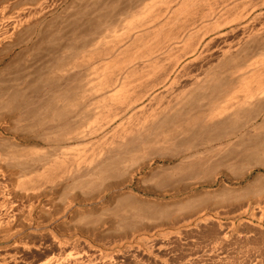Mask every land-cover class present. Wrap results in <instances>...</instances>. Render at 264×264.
<instances>
[{
  "label": "rangeland",
  "instance_id": "374dc122",
  "mask_svg": "<svg viewBox=\"0 0 264 264\" xmlns=\"http://www.w3.org/2000/svg\"><path fill=\"white\" fill-rule=\"evenodd\" d=\"M37 1H38V4H37ZM37 1L36 0H0V14H2L5 10L6 11L7 10H10V11L11 10H18V11H20L22 9H25V7L26 8L30 7V5L31 4L33 5L34 3H35L34 4L35 6L33 5L34 7H36L37 5L38 6L40 5V10H41V5H42V4H40L41 2L44 3L42 8L47 7V8H44L45 10L42 9V11H41V13L37 19L38 20L37 23H33L27 27H23L21 29V31L18 32V37L16 38L17 40H15L16 42L14 41L13 43H6L0 49V55L1 54H7L11 50L13 44H24L27 40L34 37V33L36 31H38L40 34L39 38H34V41L32 42V44H30L28 47H26V46L25 47H22V46L19 47L18 49L15 50V52L11 56L6 58V60L0 64V84H2L3 81L14 80V79L17 80L18 78L21 79L23 77L24 79H26V78L28 79V85L27 86L30 87V89L27 87L29 89V92H28V89L27 90L25 89L26 91L24 90L25 94L28 93L27 94L28 96L25 95L24 96L25 98L21 97L22 99L25 100V101L22 100L24 104L21 101H19V100H21L20 98H18V100L16 101V102L19 101L20 103L19 102L18 103H16V102L12 103V101H10V102L8 101V100H10L9 97L4 98L5 96H3L1 98V95H0L1 100L4 99L3 101L0 100V162L1 161L3 162L2 164L0 163V165L4 166V168H3V166L0 167L1 168L0 169L1 170L0 171V173H1L0 174V176H1L0 177V181H1L0 182V194L2 192V195L5 196V197L0 196V200L3 202H6V207L4 209L2 208L3 210L0 209V256H5V255L9 254V256L11 257L12 255H14V256H12V258L14 259V261L16 260V262L19 264H48V263L50 264V262H52L53 264H56V261H57V264L58 263L59 264H68L69 261L71 264H82V263L83 264H104L106 261L107 262L105 264H136V263L137 264H220L217 262L218 261L217 258H219V257H222V256L225 257L226 255L228 257H230L232 255H234V256L240 255V257H242L241 261L243 263L240 262L238 264H264V233L262 232V231H264V229H258V223L256 220L250 219V217H249L250 213L244 214V211L246 210V207L248 205L247 202L252 203V201H255V198H257V196L260 194L259 192L264 189V170L261 171V169H253L254 165H256L257 163H264V153H262V155H260V156L254 157L252 159L245 160V159L241 158L239 155V151L241 150L242 145L240 146V144H238L239 146H237V142H235L232 145H225V146L220 147V148H215V149L209 151L210 153L214 152L213 153L214 155H211L210 153L204 154L205 156H203V159L205 157L207 159L205 158V160H204V162H206V163L204 164V168L202 171L195 174L194 176H191L192 178L189 177L188 179H186L184 181H180L177 178L178 175L177 176L175 175L178 173V170H179V169H177L178 168L177 164L165 163V162L160 161L159 158H157V160H156L155 155L157 152H158L157 157L160 155L159 150L147 148L148 151L151 149L150 150L151 153H148L147 150L144 151V153H142L143 151L140 150V153L138 154V151H137L136 153L138 154V156L135 153V155L137 157L133 154L135 156L136 160L133 159L134 156H131V158L133 160H130L131 158L129 157L130 159H128L129 160L128 163L130 161L131 162L129 164L125 163V165L123 164V169L121 166V168H119V170H117V169H115V171L113 170L112 173L109 174V176L107 173L106 174L107 176H104L105 179L100 178V179H95L96 181L93 180V182L95 181L93 183L94 186H91L92 184L91 185L89 184L90 185V188H89V185L88 186L85 185L86 187H88L87 190L85 189L86 187L84 185H83L84 187L79 185V184L76 186L75 183H72L73 182L72 180H67L66 179L67 175L65 178V174H63L62 172L60 175V171L59 172L54 171V169L52 168L54 166L50 167V170H49V167H46V165H44V163L49 165L52 161H55V159H57L58 157H62V154L64 153L63 150H65V153H66L67 150L70 151L69 149L72 150L75 148H79V149L82 147L85 148L84 145H79L78 143L75 142L76 141L75 137H71L73 135L76 136L74 129H71V128L68 129L70 126L69 127L67 126L68 127L67 128L66 125H63V127H65V129L67 128L68 130H64L62 125H59L58 127H56L57 124L54 123L53 121L55 120V122H57V121H59L58 120L59 118H60V120H62V118L67 119L68 116L70 115V113L74 110H76V111H74L76 114L77 113L79 114V112L83 113L85 111V109L87 108V107L84 108L85 104L87 103V105L93 106V104L90 102L94 101V99H95L96 105L94 104L95 105L94 109L96 108L95 109L96 111L94 110L95 111L94 112L92 109H90V106H89V108H87V109L88 110L90 109L91 113L90 112L88 113L86 111L85 114L83 115L84 117H86V119H88V118L90 120H91V118L93 119L94 117L92 115H94L96 112L101 111L100 108L105 104V103H102V106H100L101 104L99 103L100 107L97 106L98 102H100V101H98V100H100V96H99L100 93H98L99 94L98 95L96 92L101 91V89H99V87H97L98 85H100V82H101V79H99V78L100 77L102 78V75L104 77L106 72H108V74L109 73L114 74L116 72L115 74H117V72L120 71L121 68L126 67V64L130 65V62L135 60L137 56H138L137 58L143 56L141 53H142V51H144V48H146L148 46L147 44L154 43V40L156 41L157 37L161 38V35L159 33L158 34L160 35V37H159V35H157V31H158L157 28L155 30H152L151 28H149L148 32L143 36V40L140 39V41H139L136 39V41H135L134 38H136V36H135V34H132L135 32L133 29L140 26V24H136V23H134V24H125V23L117 24L118 27H117V25L112 26V28L110 27V30H113L112 32L109 29H108L109 31H107V29H106V31H102L105 29L101 26L100 21L97 20L98 22H97V24H95L96 18L93 19L94 25H92L93 24L92 21H91L92 24H90V20H92L93 15L94 14L96 15V13L98 12L97 8L95 7L96 0H90V1L88 0V2H86L87 0H53V1L52 0H47V1L46 0H37ZM48 1H49V3H48ZM200 1L201 0H197L195 2L196 4L192 6V10L194 12L193 14H194V16L196 14L197 17L201 16L199 9H202V8H198V7H200V5L202 7V4L207 2V1L203 0L201 3H199ZM218 1H220V0H218ZM228 1H231V2L227 3V1H225L226 5H228V4L232 5L234 3H243L247 0H237V1L236 0H228ZM93 2H95V4H93ZM223 3H224V1H223ZM194 6H196L197 8ZM86 9H89V10H86ZM196 9H198V10H196ZM83 10H84V12H83ZM187 10L189 12L185 11V14H186V12H188V13L192 12V11H190L191 7ZM197 11L199 12V14H197ZM201 11H203V10H201ZM83 13H84V15H80ZM259 13H261V17H259L257 19V22L255 23L257 28L260 25L262 26V24L264 25V6ZM89 15H90V20L88 19ZM188 15H186V17L188 16L187 18L189 19L191 14H188ZM80 16L83 18H81ZM192 16L193 15H191V17ZM184 17H185V15H184ZM197 17H195V18L192 17V18L196 19ZM192 18H190L189 21H187V22L192 21ZM258 21H260V22H258ZM99 23H100V26L98 28ZM96 27H97L98 31H99V29L102 31L101 33L99 31V33L103 36H101L99 33H97L95 35L93 34V32L97 31V29H95ZM163 27H165V26H163ZM163 27L161 26V30L164 29ZM198 27H199V29H198ZM129 28H131V29H129ZM168 28L169 27H165L166 30H168ZM189 28H190L189 29L190 31H195L194 33L191 32V34H193V37H191V35H189L190 31L188 30V28H187L188 31L187 30L184 31L186 33V35L183 31L181 32V34H182L183 38H184V36H185V38L187 36V38L189 40L192 38L190 42H191V44H193V46H195L200 41V40H198V38L203 36L202 34H205V32H203L204 29L201 28L200 24L196 25V27H193V28L189 27ZM196 28L198 30H195ZM200 28L202 31L200 30ZM158 29H160V28L158 27ZM165 29H164V31H166ZM131 30H133V31H131ZM228 30H230V29H228ZM228 30H226L227 31V32L225 31L226 34L224 33V35H223L226 37L222 36V39H219V40L217 39V41L214 40L209 45L210 46L209 47L210 48L209 54L211 56L209 55L208 59L211 63H212V61L215 62L221 58L220 56H222V51L225 50V48L227 47V44L229 42L236 43V42H238L237 39L242 38L241 37L242 32L239 31V32H237L238 34L237 33L231 34V32ZM116 31H118V32H116ZM199 31H201L202 33L201 32L198 33ZM108 32H109V34H108ZM90 33H91V35H90ZM85 35H87V36L90 35V37L89 36L87 37ZM125 35H127V36H125ZM153 35H157V37H155V39H154ZM82 37H83V39H82ZM146 37L148 40L146 39ZM148 37H151V38H148ZM235 37H237V38L235 39ZM88 38H91V40ZM144 38L146 39V41L144 40ZM193 39L195 42L193 41ZM199 39H201V38H199ZM210 39L208 38V40L205 44L211 42L212 40H210ZM122 40H124L125 42ZM178 40L176 42H179ZM84 41H87L88 43L84 42ZM132 41L134 44L132 43ZM196 41H198V42H196ZM135 42L140 43V44L136 43L137 44L136 45ZM143 42H144V45L146 44L147 46H143V44H142ZM147 42H149V43H147ZM180 42L182 43V41H180ZM173 43H174V41H173ZM212 44L214 47L212 46ZM73 45H74L75 49L77 47L76 51L79 48H82L81 49L82 51L79 49L80 55L79 54L74 55V53H75V52L73 53L74 49L71 47ZM79 45L82 47H80ZM83 46H84V48H83ZM181 46H182V44H180V46L178 45V49ZM193 46L192 45L190 46V50H189V48H186V51H185V50H183L185 47L183 44L182 50H181V48L179 50L177 49L176 50L177 52L174 50L172 57L169 60H167L168 63H166V61H164L165 63L163 62L164 65L169 64V66L167 65L169 68L167 67V69H166L165 68L166 66H164V67L162 66L163 70L166 69L169 72V70L172 69V67L175 65V63L179 59V56L181 55L180 56V58H181L184 55L183 51L189 52V51H191V48ZM205 46L203 47V49L201 48L202 50L200 49V51L203 52L205 50ZM70 47L73 49L72 52L70 51V53H72L71 55H73V57L70 56V57H72V59L71 58L69 59L72 62H69V60L66 61V62H68L67 66H69L68 68H66L67 71H69V72H67L65 70V67L63 68L60 66L61 69L60 68L58 69L57 63H59L58 61H60L63 58V55L66 56L67 53L69 55V51L67 48L71 49ZM186 47H187V45H186ZM130 48L132 49L131 51L129 50ZM66 49L68 52L65 51ZM141 49H143V50H141ZM109 52L111 54L112 53L113 54L110 55ZM202 52L198 53L199 56L201 55ZM81 53H83V54H81ZM116 53L117 54L119 53V54L117 55ZM120 54L122 57H120ZM198 54L196 56L197 59L194 57L190 58L187 61H184L185 63L183 62L182 65H180L178 71L172 75V77H171L172 79L169 80L168 85H171L173 83V81L180 74H181V76L183 75L186 77L181 80V82H180L181 84L176 85V90L183 88V86L186 87L192 83L193 78L196 76L195 74L196 73L199 74V70L200 69L202 70V67H204V69H205L209 65L208 60H207L208 63L206 61H203V60L199 61L198 60ZM68 55H67V57H68ZM114 55H115V57H113ZM139 55H141V56H139ZM89 56H91V58H93V59L89 60V59H91ZM132 56H133V58H132ZM218 56L220 58H218ZM86 57H87V59L88 58L89 59L87 60ZM104 57H106V58H104ZM209 57H211V58H209ZM212 57H213V59H212ZM83 58L86 61H88L87 62L88 64H86V61L83 62L84 60L80 61V59H83ZM211 59H212V61H211ZM76 60H79V61H77L78 65H77V62H74ZM103 60L105 61V64L106 63L111 64V65H108V67L110 66V68L105 67ZM109 60H111L112 62ZM120 61H121V63H120ZM80 62H82V63H80ZM89 62H91L92 64L91 63L89 64ZM136 62L139 63V62H141V60L140 61L137 60ZM71 63L72 64L74 63V65L76 63L77 66H79V63H80L82 65V68H83L84 64H86L87 66L84 65V67L86 69L85 68H83V69L79 68L78 69L77 66L73 67V65ZM69 64L72 65L71 66L72 68L70 67ZM94 64H95V66H94ZM201 64H202V66H201ZM138 66H139V64H138ZM62 68H63V71H62ZM105 68L106 69L108 68V69L106 70ZM70 69H71V72H70ZM72 69H74V70H72ZM87 69H89V70H87ZM94 69L98 72H96ZM139 69H137V72L134 73L135 75L132 74L133 77L131 75H130L131 77L129 76V78H128L129 80H127L128 86H130L131 83H132V85L130 87H134L137 82H138L137 84H139V81L137 79H139L142 76V72H143V69L141 70V67H139ZM60 70H61V72H60ZM161 70H160V72H161ZM167 71H165V72L163 71L164 74L165 73L167 74ZM65 72H67L69 75H72V76L75 74V77L70 76V77H72L73 80H70V82L68 83V86L66 85V87L64 86V84L62 87V84H61V85H58V87H56L57 89L56 88L51 89L52 87L50 85H48L47 82H49L53 79L57 80L58 78L62 77ZM93 72H94V75H93ZM163 72H162V74H159V76H157V77L160 78L162 76L161 78H163ZM67 73H65L64 75H67ZM83 73H85V74H83ZM97 73L99 76L97 75ZM183 73H185V75ZM89 74L91 76H89ZM140 74H141V76L139 77L138 75H140ZM86 75H88V76H86ZM193 75H194V77H193ZM134 76H135V78H134ZM188 76H189V79H188ZM41 77H43V80ZM173 77H174V79H173ZM133 78L135 79V81ZM37 79H39L40 83L37 81ZM81 79H82V81H81ZM96 79H97V81H96ZM152 79L153 80L156 79V81H153V83L154 82L158 83L157 81H160V79L157 80L158 78H156V77H155V79L154 78H152ZM93 80L95 82H93ZM136 80H137V82H136ZM77 81H79V82H77ZM140 81L142 82V80H140ZM147 81L145 80V82H147ZM150 81H152L151 79L148 82L152 83ZM82 82H83V85H85V86L82 85ZM134 82H136V83H134ZM76 83H79V84L77 85ZM90 83H91V85H90ZM149 83H145V85H144L145 87L148 86L147 90H149L150 85H152ZM43 84L45 85V87ZM34 85L35 86L37 85L36 86L37 88ZM75 85L77 87L79 85L82 87L79 86L78 88H76ZM31 86L34 87L33 90H31L32 89ZM90 86L93 87L94 89L91 88ZM95 86L97 87V89H99L98 91L96 90ZM144 86H143L142 90L145 89ZM152 86H151L152 97L153 98L159 97V99H160V97L163 96V93H164L163 88L164 87H162L161 85L160 86L157 85V87L156 88L154 87L155 88L154 89ZM25 87L26 86H24V87L22 86L21 89H23ZM38 87L39 88L41 87V88L39 89ZM61 87H62V89H61L62 91L60 90ZM86 87H87V90L85 89ZM66 88H67V91H66ZM73 89H75V90H73ZM88 89H90V91ZM126 89H128V88H126ZM84 90H85V92H82ZM95 90H96V92H95ZM30 91L32 93L35 92L32 95V97L35 98V101L37 100L36 102L32 101V100H34V98L30 97V94H31ZM38 91H40V92H38ZM43 91H44V93L46 91H48L49 93L46 92V94H44L45 95L44 96ZM77 91H78V93H77ZM0 92H1V90H0ZM50 92H52V93H50ZM36 93L41 96V99L38 98V95ZM87 93H89V94H87ZM92 93L93 94L96 93V94L92 95ZM52 94L54 97L52 96ZM76 94H77V96H76ZM81 94H83V97ZM57 95L59 97H63V96L64 97L59 98V97H57ZM79 95H81V96H79ZM35 96H37V97H35ZM91 96H92V98H91ZM94 96H96V97L99 96V97L96 98ZM50 97L53 98V101ZM55 97L57 99H55ZM66 97L70 98L71 100L66 98ZM77 97H78V100H77ZM84 97H89V98H87V100H86V98L84 99ZM30 98H32V99H30ZM27 99L31 100L32 102L28 101ZM48 99H50V100H48ZM63 99H64V101L68 99V101H66V103H64V101H62ZM148 99H150V101ZM148 99H145V101H144L145 103H147L146 105L144 104V102H142V104H141V108H143L142 114L145 113V115H146V113H147L148 116L146 115V117H145L143 115V117H141L142 116V114H141V116H139L142 118V119L140 118V121L141 120H143V121L150 120L151 117H150L149 113L152 111L150 109H154L156 107V105L154 106V104H152V106H153V108H152L150 105L152 98L150 97ZM26 100H27V102H26ZM81 100H84V101L86 100V101L82 102ZM89 100H91V101H89ZM39 101H40V103H37ZM59 101H61V103H59ZM109 101H107L106 104H108ZM111 101L114 102L115 100L114 101L111 100ZM33 102L36 104H34ZM53 102H56V104L57 103L58 104L56 105ZM75 102H78V103H75ZM79 102L81 105H76V104H79ZM115 102H117V101H115ZM25 103H27V104L25 105ZM63 103H64V105H63ZM67 103H69V105L71 104V106L73 105L74 107L73 106H72L73 108L71 106L69 107V105ZM120 103L122 105V102H120ZM120 103L119 104L116 103V105L118 107H120L121 106ZM20 104H21V106H20ZM41 104H43L44 106ZM45 104H47V106ZM143 104H144V107H142ZM155 104H157V101L155 102ZM48 105L51 108H49ZM67 105L69 108L67 107ZM8 106H11V107L7 108ZM12 106L16 107V108L25 107L26 110L29 108V110H27V115H25L24 117L25 118H26V116H27V118L30 117L29 118L30 120L27 118L26 119L23 118V120H22V117L17 118V117H14L13 115L11 116V113L13 112L12 111L13 109H11V108H13ZM40 106H42V107H40ZM52 106L54 109L52 108ZM78 106H80V107H78ZM147 106L149 107V109L147 108ZM121 107H125V104H124V106H121ZM60 108H61V110H60ZM74 108H77V109H74ZM81 108L83 111L81 110ZM32 109L35 111L36 110L40 111V112H37L38 114H36L35 111H33ZM66 109L67 110L71 109V112L68 111L66 113V111H65ZM72 109H74V110H72ZM79 109H80V111H79ZM57 110H58V112H57ZM10 111H12V112H10ZM92 111L94 113H92ZM148 111H150V112H148ZM30 112H31V115L30 114L28 115V113H30ZM45 112L46 113L49 112V113L46 114ZM41 113H45V114H42L44 116V118H43V116H41ZM68 113H69V115H68ZM75 113L72 112L71 115H74ZM86 114L89 115V117L85 116ZM105 114L104 115L99 114V115H102L104 118H99L100 117L99 116L97 119L98 123H96L97 121L93 119V124H94V121H95V124L94 125L92 124L93 126H91V124H88V128H90L89 130H91V128H93V130L98 129L97 124L99 126L101 123H104V124L100 125V127H101L102 125L106 124V121H109V120L111 121V118H109V117H108L109 119L106 118L107 113H105ZM37 115L39 117L40 116L41 117L39 118V117H37ZM47 116H50L53 119V121L50 117L48 118ZM31 117H32V119L34 117L35 118L37 117V119L34 118L32 120ZM139 117L137 118L138 120H139ZM15 118H17V119H15ZM45 118L47 120H45ZM82 118L83 117L81 116L80 120H82ZM18 119H19V121H18ZM42 119H44L48 123H49V120H51L50 121L51 123L47 124V122H44V120H42ZM36 120L39 123H37ZM133 120L134 119H132L131 121L132 122H134V121L138 122V120H136V118L134 121ZM40 121L42 124L45 123V125L43 124V126H45V127H41L42 129L40 128V125H41ZM143 121H142V123H143ZM111 122L112 123L110 124V126L108 128H106L107 131H105V134H107L106 132L110 131V133L108 132V136H110V137L115 130H116L115 131L116 133H114L113 135L116 134L117 136H119L121 132L123 133L125 130H127V129H125V126L126 127L130 126L129 124L132 123V122L129 123V121L128 122L125 121V123L123 124L124 126L121 127L122 126L121 121L113 120ZM120 122H121V124H120ZM135 123L136 122H134V124ZM138 124H139V122H138ZM50 125L51 126L53 125V126L51 127ZM132 125L133 124H131L130 127H133ZM47 126H50V127L47 128ZM53 128L55 129L56 132L53 131L54 130ZM118 128H120L121 130H123V128H124L125 130L121 131V130H118ZM133 128H135V126ZM35 129L38 131H36ZM50 129L52 130V132H50L51 131ZM33 130H34V132H33ZM42 130L44 131V134H48V136L50 135L49 138L47 135L42 134L43 133ZM46 130L50 133H45ZM70 130L73 132H71ZM57 131H58V133H60L61 136L57 133ZM118 131L120 133H118ZM51 133H56V134L53 135ZM65 134H67V135L71 134V136L69 135L67 138H65L67 135L62 136ZM57 135H58V137H56ZM116 135L113 136L112 138L117 137ZM39 136L42 138H40ZM44 136H47V137L43 138ZM59 136H60V138H59ZM50 137H51V139H50ZM110 137H108V139H112ZM56 138H58V139L54 142L53 140ZM72 138L74 140H72ZM117 138H119V137H117ZM43 139L45 141L46 140L47 141L45 142ZM63 139H66L65 141H67V142H65ZM59 140H60V142L57 143ZM68 140H70V142ZM72 145H73V147H71ZM64 146H70V147L64 148ZM89 146L90 145H87L88 148H89ZM228 146H229V148H228ZM55 147H59V149L60 148L61 149L59 150L58 148L56 149ZM57 150L58 151L62 150V154L57 153ZM152 151H154V152H152ZM217 151H219V152H217ZM71 152L72 151H70V153ZM145 153H148L147 156ZM66 154L69 155L68 152ZM57 155H59V156L57 157ZM139 155H140V157H139ZM149 155H151V157H148ZM47 156H50V157L48 158ZM63 156H65V155L63 154ZM143 156H144V158H143ZM55 157H57V158H55ZM66 157L70 158L71 154L69 156H65V158ZM4 158L7 159V160H5L6 163H4ZM153 158H155V160ZM58 159H60V158H58ZM137 159L138 160L140 159V161L137 162ZM141 159H143V160H141ZM45 160H47V161L44 162ZM60 160H62V158ZM148 160H150V161H148ZM135 162H137L138 164H136ZM144 162H150L151 165L145 167V169L143 171H140L141 172L140 173L138 171L140 168L139 166H140V164L142 166V163L145 164ZM35 164H36V166H34ZM41 164H42V166H41ZM126 164H128V165H126ZM19 165L21 167H19ZM126 166H127V168H125ZM13 167L15 170L13 169ZM124 168H125V170H124ZM137 168H138V170H137ZM2 169H4V171H2ZM5 169L7 172L5 171ZM11 169L13 170V172ZM43 169H45V170H43ZM120 170H121V172H120ZM134 170H135V172L137 171L136 172L137 174H135ZM3 172H5V173H3ZM28 172H32V174L28 173ZM113 172H115V173H113ZM173 173H175V174H173ZM2 175H3V177H2ZM4 175H5V177H4ZM61 179H62V181L64 180L63 183H62ZM59 180L61 181L62 184H60ZM65 181H67V182H65ZM97 181H99V182L97 183ZM53 182L55 184H58V186L53 184ZM67 184L71 185V186H68ZM95 185H97L98 187ZM26 186H28V187H26ZM37 187H39L40 189L39 188L37 189ZM91 187H93V188H91ZM4 189H6V191ZM27 189L28 190L31 189L30 191H32V192L30 193ZM35 189L37 191L34 192ZM70 189H72V191ZM83 190H84V192H83ZM104 190H106V191H104ZM66 192H68L69 195L70 194L71 195L69 196L68 193H66ZM81 192H82V194H81ZM5 193H7V194H5ZM37 193H38V195H37ZM40 193H41V195H40ZM73 193H74V196L72 197ZM15 194H17L16 198H15ZM28 194H31V195H28ZM20 196H21V198H20ZM39 196H41V197H39ZM73 198H75L74 201H73ZM6 199L7 200L10 199V200L7 201ZM10 202H11V204H10ZM47 203H49V204H47ZM0 204H1V202H0ZM9 204L11 205V207L9 206ZM12 206H14L15 208ZM30 207L31 208L33 207V208L31 209ZM66 207H68V209ZM30 209H31V211H30ZM29 212L30 213L32 212V215H30ZM201 213L205 214L207 217H209L211 219V222H213V223H208L206 225L207 227L203 226L204 228L203 227L198 228L201 231L196 229L197 231L193 230L191 232L189 231L190 233L187 232L188 227H186V226L188 225V221L191 218H193L194 215L196 216V214H201ZM242 220L246 221V223H245V226L241 225L242 226L241 227L239 225L240 224L239 222ZM185 223H186V225H185ZM220 224H221V226L224 227V229H227V228L231 229L230 227H232V229H239V233H240L239 235L241 237V239H240L241 241L239 239L236 241L228 240L227 245L225 244L226 247L225 246H222L221 248L215 247L216 246L215 243H217V241H220L219 238L220 237L223 238L220 235L219 230H218L219 229L218 227L220 226ZM173 228H174V230H176L178 232H182V234H183V235L181 234L179 237H177L178 240L174 237H173L174 238L173 239L172 236L169 237L170 232L174 231ZM180 230H182V231H180ZM240 231H242V232H240ZM161 235H166V236H161ZM53 237H54V241L56 240L57 242L58 241L59 242L58 243L56 241L54 242L52 240ZM166 237H168V238H166ZM135 239H136V241H135ZM172 239L175 241H173ZM142 240H143V242H142ZM150 240H151V242H150ZM215 240H217V241H215ZM68 241L69 242L71 241V242L69 243ZM73 241H75V242H73ZM128 241H130V242H128ZM137 242H138V245L140 246L138 251L137 250L128 251L125 249L127 246L138 247V245H135ZM139 242H141V243H139ZM162 242H163V244H162ZM15 243H16L17 247L14 245ZM103 243H104V245H103ZM28 244H29V246H28ZM39 244H40V246H38ZM90 244H91V246H90ZM96 245H97V247L99 246L98 248H102L104 253H107V254L109 253L108 256H110L111 253H113L115 255L112 254L109 257L110 259L108 258V260H107V258L104 259L105 262L103 263L102 261H104V260H102L98 256L99 254L97 255V254L93 253V250L91 248L92 246H96ZM117 246H119L120 248ZM123 246H124V248H123ZM158 246H160V247H158ZM19 247H20V249H19ZM28 247H30V249ZM50 247H51V249H50ZM210 247H211V250H210ZM14 248L16 251L13 250ZM109 248H110V250H109ZM149 249H151V250H149ZM5 250H6V252H5ZM18 250H19V252H17ZM116 250H117V252H116ZM1 251L3 253L5 252V253L3 254ZM67 251H69V252H67ZM72 251H74V252H72ZM121 251H125L123 256L118 255L119 252L121 253ZM64 252H66V253H64ZM258 252H259V254H258ZM71 255H72V258H71ZM260 256H262L263 259L259 258ZM63 257H64V259H63ZM76 257H77V259H76ZM96 258H98V259H96ZM256 258H257V260L259 259L258 260L259 262L256 260ZM78 260H79V262H78ZM80 261H82V262H80ZM109 261H110V263H109ZM235 264H237V261Z\"/></svg>",
  "mask_w": 264,
  "mask_h": 264
},
{
  "label": "bare ground",
  "instance_id": "6f19581e",
  "mask_svg": "<svg viewBox=\"0 0 264 264\" xmlns=\"http://www.w3.org/2000/svg\"><path fill=\"white\" fill-rule=\"evenodd\" d=\"M196 1L197 0H96L95 7L97 8L98 12L97 13L95 12L96 15L95 14L93 15L91 13L93 15V17L91 16L92 17V20H90V15H89V18L88 19L90 20V24H92L94 22L93 19L96 18V20H95L96 23L95 24H97V22L100 21L101 22V26L105 29V30H102V31H106V29H107V31H109L110 30V27L112 28V26H114V25L116 26L117 24H122V23H125V24H134V23H136V24H140V26L137 27V28H135V29H133L135 31L134 33L131 32L132 34H135V36H136V38H134L135 41H136V39L139 40V41H140V39L143 40V36L148 32V29L149 28H151L152 30H155L157 28V30H158V31L156 30L157 31V35L160 34L162 39L161 38H158L157 35H153L154 36V39H155V37H157L159 40L156 38V41L154 40V43L147 44L148 45L147 46L146 44L144 45V42L146 41L147 37H146V39L144 38L145 41L142 44H143V46H147V47L144 48V51H142V53H141L143 56L139 55L141 57L137 58L138 57L137 56L135 60H133V61L130 60L131 61L130 62V65L129 64L128 65L126 64V67H124L125 69L124 68H121L120 71L117 72V74H115L116 72L114 73L115 75L114 74H110V73L108 74V72H106V74L104 75V77L102 75V78L101 77L99 78V79H101V82H100V85H98L97 87H99V89H101V91L96 92V90L98 91L99 89H97V87L95 86V88H96L95 92L97 94L100 93V95L98 94L100 96V100H98V101H100V102H98L97 106L100 107V106H102V103H105V104L100 108L101 111L96 112L94 115H92L94 117L93 119L97 121L96 123H98V120H97L98 117L100 116L99 118H104L102 115H104L105 113H107V117L105 116L106 118H108V117L111 118V121H113V120L121 121L122 122V126L121 127H123L124 126L123 124L125 123V121H127V122L129 121V123H130V122H132L131 121L132 119L135 120V118H136V120H138L137 118L139 116H141V114L143 112V110H142L143 108H141V104H142V102L145 101V99H148V98L151 97L152 99H151L150 105H151L152 108H153L152 104H154V106L156 105V107L154 109H150V110H152L151 112L148 111V112H150L149 113V115L151 117L150 120H148V121L141 120L140 121V118L143 117V115L145 117L147 115V113H146V115H145V113L142 114V116L139 117V120H138L139 124H138L137 121H134L133 120L134 122L137 123V124L135 123L137 126L134 124V122H132V123L129 124L130 126H131V124H133L132 126L133 127L135 126V128L130 127V126H127L128 127L127 128L125 126V129H127V130H125L123 128V130H125L123 133L122 132L120 133L118 131V133H120V135L118 134L119 136H117L115 134L119 138H117V137L112 138L113 136H115L113 134L116 133L115 132L116 130L113 132L112 135L110 134L111 137L108 136V132L110 133V131L106 132L107 134H105V131H107L106 128H108L110 126V124L112 123L110 120H109L110 122L109 121H106V124L105 125H102L101 127H100V125L101 124H104V123H101L99 126L97 124L98 129H94L93 130V128H91V130H89L90 128H88V124H91V126H93L95 124V121H94V124H93V119L92 118H91V120L88 118L89 119L88 120L83 115L85 114L86 111L88 113L89 112L91 113V110L90 109H92L93 111L96 109V108L94 109V107L96 105L95 99H94V101L89 100V101H91L90 103H92L93 106L92 105H87V103L85 104L84 108L85 107L89 108V106H90V109L88 110L86 108L87 110L85 109V111L83 113H80L79 112L80 109L78 111L79 114L78 113L76 114L74 112V111H76L74 109H77L80 106H78L77 108L72 109V110H74V111H72L73 113H75L74 115H71V113H72L71 112V109H69V110L66 109L65 110L66 113L68 111L71 112L70 113L71 116L68 113V115L70 117L68 116L67 119H63L62 118V120H60V118H59L58 119L59 121L56 120L57 122H55V120L53 121V119L50 116H47L48 118L50 117L54 123L57 124L56 127H58L59 125H62V127H63V125H66V127L67 126L68 127L70 126L69 128L67 127L68 129H70V128L71 129H74L75 130L74 132L76 133V136L73 135L74 133L72 134L73 136H71V134H69V135L71 137H75V139H76L75 142L76 143H78L79 145H84V147H85V148H83V147L80 148L81 150L79 148H75V149H72V150L69 149L70 151H72L71 153H70V151H68L66 149L67 150L66 153L68 152L69 155L71 154V157L70 158L69 157L68 158L67 157L65 158V156H69V155H67L65 153V150H63L64 151L63 154L65 156H63V154H62V150L61 151H58L57 150V153H59V154L61 153L62 154V157H58L59 155H57V157L60 158V159L62 158V160H60L57 157H55L58 160L55 159V161H52L51 163L49 162L50 163L49 165H47V164L44 163V165H46V167H49V170H50V167L54 166V167H52L54 169V171H58V172L60 171V175H61V172H62L63 174H65V178H66V175H67V178L66 179L67 180H72L73 181L72 183H75L76 186L78 184L81 185V186H83V185L84 186L85 185L88 186L89 184L90 185L92 184L91 186H94L93 183L96 181L95 179L104 178V176H107L106 175L107 173H108V176H109V174L112 173L113 170L114 171H115V169L119 170V168H121V166H122V169H123V164L125 165V163H128V161H129L128 159H130L131 156H134L137 151H138V154L140 153V150L143 151L142 153H144V151H146V150H147L148 153H151V151H150L151 149L149 150L150 151L149 152L147 148H152V149L159 150V154L160 155L158 157H157L158 152L157 151H156L157 153L155 152L156 153V155H155L156 157L155 156L154 157L156 158V160H157V158H159V160L162 161V162L169 163V164H172V163L177 164L178 168L177 167L176 168L179 169L178 170V173L175 174L176 173L175 172L173 174H175L176 176L178 175V177H177L178 180L184 181V180L188 179L189 177L194 176L195 174H197V173H199L200 171L203 170L204 164L206 163V162H204V160H205L206 157L203 159V156H205L204 154H206V153L209 154L210 153L209 151H211V150H213L215 148H220V147H223L225 145H232L235 142H237V146H239L238 144H240V146L242 145L241 146V150L239 151V155H240L241 158H243L245 160L252 159V158L257 157V156H260V155H262V153H264L263 152L264 151V25L262 24V26L260 25L258 28L255 25V23L257 22V19L259 17H261V13H259V12L262 10V8L264 6V0H247V1L243 2V3H234L232 5L231 4L230 5L229 4L226 5V2L225 1H227V3L231 2V1H228V0H222V1L220 0L221 2L218 1V0H205L207 2L204 1L205 3L202 4V7H201V5H200V7H198V8H202V9H199L201 16H198V17L196 16V14L194 16V14H193L194 12L192 10V6L196 4L195 3ZM202 1L203 0H201L199 3H201ZM223 1H224V3H223ZM86 2H88V0ZM48 3H49V1H48ZM37 4H38V1H37ZM40 4H42L41 5V10H40V5L39 6L37 5L36 7H34L35 5L33 6L31 4L32 6L30 5V7H28V8L25 7V9H22L20 11H18V10H11V11L10 10H7L6 11L5 10L2 14H0V49L4 46V44H6V43H13L15 40H17L16 38L18 37V32L21 31V29L23 27H27L30 24H33V23H37L38 22L37 19H38L39 15H40L42 9L47 8V7L42 8L44 3L41 2ZM93 4H95V2H93ZM190 7H191V10L190 11H192V12L188 13L189 11L187 9H189ZM194 7H196V6H194ZM86 10H89V9H86ZM196 10H198V9H196ZM201 10H203V11H201ZM185 11H188V12H186V14H185ZM83 12H84V10H83ZM187 13L193 15L192 17H194V18L197 17V18L196 19H193L191 17V15H190L189 19L192 18V21L187 22V21H189V19L187 18L189 15ZM197 14H199L198 11H197ZM80 15H84V13L83 14H80ZM184 15H185V17H184ZM186 15H188V16L186 17ZM81 18H83V17H81ZM91 21H92V23H91ZM258 22H260V21H258ZM198 23L200 24L201 28L204 29L203 32H205V34H202L203 36L199 37L201 39L198 38V40H200V41L199 42L196 41L198 43L197 44L195 43L196 45L193 46V44H191V42H190L192 38L190 40L187 38V36H186V38H185V36L183 38L181 32L182 31L184 32L185 30H187V28L189 30L190 29L189 27H191V28L196 27V25H199ZM92 25H94V23ZM99 26H100V23L98 25V28H99ZM161 26L162 27L165 26V27H169V28H168V30H166L165 27H163L166 31H164V29H162L163 30L162 31L161 30ZM117 27H118V25H117ZM158 27L160 29H158ZM131 28H129V29H131ZM201 28H200V30H201ZM95 29H97V27ZM198 29H199V27H198ZM198 29L196 28L195 30H198ZM228 29H230V30H228ZM133 30H131V31H133ZM226 30L230 31L231 34H234V33H237V32L240 31V32H242V36H241L242 38L241 39L239 38L240 40L237 39L238 42H236V43L229 42L227 44V47L225 48V50L224 51L221 50L222 51V56H220L221 58L218 56V58H220V59L217 60V61H215V62H213L212 61L213 57H212V59H211L212 63H211L209 61V59H208V56L210 55L209 54V52H210V50H209L210 49L209 48L210 46L209 45L214 40L217 41V39L218 40L219 39H222V36L224 35V33H225ZM99 31H100V33L102 32L100 29H99ZM99 31L97 29V31L93 32V34L95 35V34L99 33ZM110 31L112 32L113 30H110ZM201 31H199L198 33H200ZM116 32H118V31H116ZM191 32L194 33L195 31H190V34L189 35H191V37H193V34H191ZM108 34H109V32H108ZM90 35H91V33H90ZM90 35H88V36L90 37ZM127 35H125V36H127ZM160 35H159V37H160ZM185 35H186V33H185ZM39 36H40L39 32L36 31L34 33V37H32L29 40H27L24 44H13L11 50L7 54H1L0 55V64L3 63L6 60V58H8L9 56H11L15 52L16 49H18L21 46L22 47H25V46L28 47L34 41V38H39ZM85 36H87V35H85ZM101 36H103V35H101ZM223 37H226V36H223ZM91 38H88V39L91 40ZM148 38H151V37H148ZM208 38L209 39L211 38L210 40H212V41L211 42L208 41L209 43L205 44L207 42ZM236 38L237 37H235V39ZM82 39H83V37H82ZM177 40L179 42H176ZM122 41H124V40H122ZM133 41H132V43H133ZM173 41H174V43H173ZM180 41H182V43ZM193 41H194V39H193ZM84 42H87V41H84ZM136 43L137 42H135V44ZM147 43H149V42H147ZM137 44H140V43H137ZM180 44H182V46L184 44V46H185L184 49L181 46L180 47L181 50L183 49V50L186 51V48H189V50H190V46L191 45L193 46L192 47L193 49L191 48V51H189V52H184L183 51V54L184 55L182 54L183 56L181 58H180L181 55L179 56V59L177 60V62L175 63V65L168 72L166 69L169 66V64H167L168 66L167 65H164V63H165L164 61H166V63H168L167 60H169L172 57L173 51L174 50L176 51L178 49V45L180 46ZM186 45H187V47H186ZM204 46H205V50L203 52L200 51V49L201 48L203 49ZM212 46H213V44H212ZM71 47L74 49V51H73V49ZM71 47L70 48L72 50L69 49V48H67L68 51H69V55L67 53L68 57H67V55L66 56L63 55V58L60 61H58L59 62V63H57L58 64V67H57L58 69L59 68L61 69V67H63V68L65 67V70L67 71L66 68H68L69 66H67L68 65V62H66V61L69 60L70 58L72 59V57H73V55H71L72 53H70V51L71 52L73 51V53L75 52L74 55H77V54H79V49L80 50L82 49V48H79L78 47L79 49L76 51L77 47H76V49L74 48V45L71 46ZM80 47H82V46H80ZM83 48H84V46H83ZM67 49L65 50L66 52H68ZM129 50L131 51L132 49L130 48ZM141 50H143V49H141ZM199 52H202L200 56L198 54ZM81 54H83V53H81ZM112 54L110 53V55H112ZM197 54H198V60L199 61L203 60V61H206L207 63L209 61V63H208L209 65L207 64L208 66L207 67L205 66L206 67L205 69H204V67H202V70L200 69L201 71L198 69L199 70V74H197V73L195 74L194 73L196 76L194 77V75H193L194 78H193L192 83L190 85L186 86V87L183 86V88H181V89H179L177 87L179 90H176V85L181 84L180 83L181 80L186 77V76H183V75L181 76V74L180 75L177 74L178 77L173 81V83L171 82L172 83L171 85H168L169 80L172 79L171 78L172 75L175 74L178 71L180 65H182V63L184 61H187L190 58H193V57L196 58ZM70 56H72V57H70ZM87 57H86V59H87ZM89 57L91 58V56H89ZM113 57H115V55ZM120 57H122L121 54H120ZM104 58H106V57H104ZM132 58H133V56H132ZM209 58H211V57H209ZM92 59L93 58H91L89 60H92ZM81 60H84L83 62L86 61L84 58L83 59H80V61ZM137 60L138 61L141 60V62L137 63L136 62ZM77 61H79V60H76L74 62H77ZM109 61H111V60H109ZM69 62H72V61L69 60ZM87 62L88 61H86V64H88ZM91 62H89V64ZM103 62L105 64V61L104 60H103ZM80 63H82V62H80ZM80 63H79V66H77L78 65V62H77V65H76V63H75V65H74V63L73 64L71 63V64L73 65V67L74 66H77L78 69L79 68L81 69L82 68V65ZM120 63H121V61H120ZM71 64H69L70 67L72 66ZM86 64H84V65H86ZM138 64H139V66H138ZM84 65H83V68H85ZM108 65H111V64L106 63L105 64V67H108ZM94 66H95V64H94ZM162 66L163 67L166 66L165 67L166 69L164 68L165 70H163ZM201 66H202V64H201ZM139 67H141V70L143 69L142 76H141V74L138 75L139 77L141 76L139 79H137L139 81V84H137L138 82L136 80L137 83L134 82V83H136L134 87H130L132 85V83H131L130 86H128L127 80H129L128 79L129 76L130 75L132 76V74L136 73L137 72V69H139ZM63 68H62V71H63ZM108 68H110V66ZM74 69H72V70H74ZM161 69L164 72L167 71V74L166 73L164 74V72ZM87 70H89V69H87ZM160 70H161V72H160ZM60 72H61V70H60ZM67 72H69V71H67ZM67 72H65V73H67ZM70 72H71V69H70ZM96 72H98V71H96ZM162 72H163V78H161L162 76L160 78L157 77V76H159V74H162ZM64 74H63L62 77L58 78L57 80L56 79L55 80L53 79L51 81L48 80L49 82H47V83L52 88L50 86L49 87L51 89H54V88L58 87V85H61V84H62V87H63V84H64L65 87H66V85L68 86V83L70 82V80H73L72 77H75V74L73 76L72 75H69L68 73H67V75H64ZM83 74H85V73H83ZM183 74L185 75V73H183ZM93 75H94V72H93ZM97 75H98V73H97ZM70 76H72V77H70ZM86 76H88V75H86ZM89 76H91V75L89 74ZM155 77L158 78L157 80L160 79V81H157L158 83H156V82L153 83V81H156ZM174 77H173V79H174ZM41 78L43 80V77H41ZM134 78H135V76H134ZM152 78H154L155 80H153ZM18 79L17 80L14 79V80L3 81L2 84H0V90H1L0 95H1V98L3 96H5L4 98L9 97L10 100H8V101L9 102L12 101V103L13 102H16L18 100V98H20L21 100H19V101H21L23 103L22 100H24V99H22L21 97L25 98L24 96L28 94L27 92H26L27 94H25V91L28 88L30 89V87L27 86L28 85V79L27 78L24 79L22 77L21 79H19V80ZM150 79L152 80V81H150L152 83H149L148 82ZM188 79H189V76H188ZM140 80H142V82ZM145 80L146 81L148 80V81L145 82ZM37 81L39 82V79H37ZM79 81H77V82H79ZM81 81H82V79H81ZM96 81H97V79H96ZM134 81H135V79H134ZM93 82H95V81L93 80ZM145 83H149V84H152V85L154 84V85L153 86L150 85L149 90H147L148 89L147 88L148 86L145 87L144 86ZM76 84L78 85L79 83H76ZM82 85H83V82H82ZM90 85H91V83H90ZM157 85H159V86L161 85L162 87L165 88V89L163 88L164 93H163V96L160 97V99H159V97H154L153 98L152 97V93H151L152 92L151 91V86L153 88L154 87L156 88ZM22 86L23 87L26 86V87L23 88V89H21ZM83 86H85V85H83ZM143 86L145 87L144 90H142ZM44 87H45V85H44ZM62 87L60 88V90L62 89ZM75 87L78 88L76 85H75ZM80 87H82V86H80ZM67 88H66V91H67ZM91 88H93V87H91ZM126 88H128V89L130 88V89L128 90ZM29 89H28V92H29ZM33 89H34V87H32L31 90H33ZM85 89L87 90V87ZM73 90H75V89H73ZM88 90L90 91V89H88ZM38 92H40V91H38ZM46 92L49 93L48 91H46ZM46 92L44 93V91H43V95L46 94ZM82 92H85V90L82 91ZM30 93H31L30 94V97H32V95L35 92L32 93L30 91ZM50 93H52V92H50ZM77 93H78V91H77ZM96 93H94V94H96ZM87 94H89V93H87ZM94 94L92 93V95H94ZM58 95H57V97H59ZM81 95L83 97V94H81ZM81 95H79V96H81ZM39 96L40 95H38V98L41 99V96L40 97ZM52 96H53V94H52ZM76 96H77V94H76ZM35 97H37V96H35ZM63 97H59V98H63ZM94 97H96V96H94ZM98 97H96V98H98ZM1 98H0V100H1ZM32 98H34V97H32ZM32 98H30V99H32ZM66 98H68V97H66ZM85 98L87 100V98H89V97H84V99ZM91 98H92V96H91ZM51 99L53 101V98H51ZM55 99H57V98L55 97ZM68 99H70V98H68ZM68 99L65 100V101L63 99L62 101H64V103H66V101H68ZM3 100L4 99H2L1 101H3ZM27 100H26V102H27ZM48 100H50V99H48ZM77 100H78V97H77ZM111 100H113V101L115 100L117 102L114 101L115 102L114 103ZM148 100L150 101V99H148ZM28 101H31V100H28ZM32 101H35V98ZM81 101L82 102H85L84 100H81ZM107 101H109L108 104H106ZM154 101L155 102L157 101V104H155ZM18 102H16V103H18ZM80 102H79V104H76V105H81ZM120 102H122V105H121ZM37 103H40V101L37 102ZM53 103L56 104V102H53ZM59 103H61V101H59ZM64 103H63V105H64ZM75 103H78V102H75ZM99 103L101 104L100 106H99ZM116 103L117 104L120 103L121 106H124V104H125V107H121V106L118 107L116 105ZM26 104L27 103H25V105ZM34 104H36V103H34ZM67 104L69 105V103H67ZM144 104L146 105L147 103L144 102ZM144 104H143L142 107H144ZM41 105H43V104H41ZM45 105L47 106V104H45ZM68 105H67V107H68ZM20 106H21V104H20ZM70 106H71V104L69 105V107ZM9 107H11V106H8L7 108H9ZM40 107H42V106H40ZM48 107H49V105H48ZM49 108H51V107H49ZM52 108H53V106H52ZM147 108L149 109L148 106H147ZM11 109H13L12 110L13 112L10 111V112H12L11 113V116L13 115L14 117H17V118H21L22 117V120H23V118H25L24 116L27 115V110H29V108L26 110L25 107H18V108L13 107ZM60 110H61V108H60ZM81 110H82V108H81ZM33 111H35V110H33ZM93 111H92V113H94L96 110L94 112ZM37 112H40V111H37L36 110L35 113L38 114ZM57 112H58V110H57ZM45 113H41V116H43L42 114H45ZM47 113H49V112H47ZM29 114L31 115V112L28 113V115ZM99 114H102V115H99ZM81 116L83 117L82 120H80V117ZM85 116L89 117V115H87V114ZM32 117H31V119H32ZM37 117H39V116L37 115ZM37 117L36 118L34 117V118L37 119ZM17 118H15V119H17ZM26 118H27V116H26ZM29 118L30 117H28L27 119H29ZM43 118H44V116H43ZM42 120H44V119H42ZM45 120H47V119L45 118ZM45 120H44V122H47ZM18 121H19V119H18ZM50 121L51 120H49V123L47 122V124H50L51 123ZM142 121H143V123H142ZM121 122H120V124H121ZM37 123H39V122L37 121ZM40 123H41V121H40ZM43 124L45 125V123H43ZM43 124L41 123L42 126L40 125V128L41 127H45V126H43ZM50 126H47V128L50 127ZM67 128L65 129V127H63L64 130H68ZM120 128H118V130H121L122 129V128L121 129ZM43 130H42V132H43L42 134H44V131ZM123 130H121V131H123ZM36 131H38V130H36ZM53 131H55V129ZM33 132H34V130H33ZM50 132H52V130ZM50 132H48L47 130L45 131V133H50ZM71 132H73V131H71ZM57 133H58V131H57ZM51 134L54 135L56 133H51ZM58 134L60 135V133H58ZM44 135H47L48 136V134H44ZM66 135L67 134L62 135V136H66ZM69 135H67L65 138H67ZM47 136H44L43 138H46ZM49 136H48V138H49ZM60 136H59V138H60ZM56 137H58V135ZM108 137H110L112 139H108ZM40 138H42V137H40ZM50 139H51V137H50ZM57 139L58 138L54 139L53 141L55 142ZM60 140L57 143H59ZM63 140L65 141L66 139H63ZM70 140H68V141L70 142ZM72 140H74V139L72 138ZM65 142H67V141H65ZM87 145H90L89 148L87 147ZM67 147H70V146H64V148H67ZM71 147H73V145ZM55 148L56 149L57 148L59 149V147H55ZM228 148H229V146H228ZM152 152H154V151H152ZM217 152H219V151H217ZM148 153H145L146 156H147ZM213 153H210V154L211 155H214ZM138 154H137V156H138ZM135 156L133 158L134 160H136L135 159ZM47 157L49 158L50 156H47ZM139 157H140V155H139ZM148 157H151V155H149ZM143 158H144V156H143ZM155 158H153V159L155 160ZM133 159L131 158L130 160H133ZM5 160H7V159L4 158V163H6ZM141 160H143V159H141ZM150 160H148V161H150ZM46 161L47 160H45L44 162H46ZM138 161H140V159L139 160L137 159V162ZM137 162H135V163L138 164ZM0 163L2 164L3 162L1 161ZM144 163L145 164L142 163V166L140 164L139 170L137 168V170L139 172L140 171H143L145 169V167L151 165L150 162H144ZM36 164L34 166H36ZM42 164H41V166H42ZM128 164H126V165H128ZM2 166L3 165H0V167H2ZM19 167H21V166L19 165ZM3 168H4V166H3ZM125 168H127V166ZM125 168H124V170H125ZM13 169H14V167H13ZM253 169H261V171H263L264 170V163H257L256 165H254ZM43 170H45V169H43ZM121 170H120V172H121ZM2 171H4V169H2ZM5 171H6V169H5ZM12 172H13V170H12ZM134 172H135V170H134ZM136 172H135V174H137ZM3 173H5V172H3ZM28 173H31L32 174V172H28ZM113 173H115V172H113ZM2 177H3V175H2ZM4 177H5V175H4ZM93 180H95V181L93 182ZM61 181H62V179H61ZM61 181H60V184H62L64 182V180L62 181V183H61ZM54 182H53V184H55ZM65 182H67V181H65ZM98 182L99 181H97V183ZM55 185L58 186V184H55ZM90 185H89V188H90ZM68 186H71V185H68ZM95 186H97V185H95ZM26 187H28V186H26ZM38 188L39 187H37V189ZM87 188L88 187H86L85 189L87 190ZM91 188H93V187H91ZM4 190L6 191V189H4ZM30 190H28V191L31 193L32 191H30ZM70 190L72 191V189H70ZM35 191H37V190L35 189L34 192ZM104 191H106V190H104ZM261 191L259 192L260 194L257 196V198H255V201H252V203L247 202L248 205L246 207V210L244 211V214L245 213H247V214L250 213L249 214L250 219H253V220H256L257 221V223H258V229H264V189L261 190ZM83 192H84V190H83ZM38 193H37V195H38ZM66 193H68V192H66ZM74 193H73L72 197L74 196ZM5 194H7V193H5ZM81 194H82V192H81ZM16 195L17 194H15V198H16ZM28 195H31V194H28ZM40 195H41V193H40ZM68 195H69V193H68ZM0 196H3L2 195V192H1ZM3 197H5V196H3ZM39 197H41V196H39ZM20 198H21V196H20ZM9 200H7V201H9ZM74 200H75V198H73V201ZM0 202H1L0 209H2V208L4 209L6 207V202H3L1 200H0ZM10 204H11V202H10ZM10 204H9V206L11 207ZM47 204H49V203H47ZM14 206H12V207H14ZM68 207H66V208L68 209ZM31 209H30V211H31ZM29 214L32 215V212L31 213L29 212ZM208 223H213V222H211V219L209 217H207L205 214H202V213L201 214H196V216L194 215V217L191 218L188 221V225L186 226V227H188L187 232H189V231L191 232V231L196 230V229H198L200 227L206 226ZM239 223H240L239 224L240 226L241 225L242 226H245L246 221L242 220ZM185 225H186V223H185ZM218 228H219L218 229L219 230V233H220V235L223 238L220 237L219 238L220 241H217L218 239L215 240V241H217V243H215L216 246L214 245L215 247H220L221 248L222 246H225V244L227 245V243H228L227 241L228 240H234V241H236L238 239L239 240L241 239V237L239 235L240 234L239 233V229H232V227H230L231 229H228V228L227 229H224V227L221 226V224H220V226ZM173 230H174V228H173ZM198 230H200V229H198ZM180 231H182V230H180ZM240 232H242V231H240ZM262 232L264 233V231H262ZM181 234H182V232H178V231L174 230V231L170 232L169 237L172 236V238L174 237V238L177 239V237H179ZM161 236H166V235H161ZM166 238H168V237H166ZM52 240L54 241V237H53ZM135 241H136V239H135ZM173 241H175V240H173ZM73 242H75V241H73ZM128 242H130V241H128ZM142 242H143V240H142ZM150 242H151V240H150ZM139 243H141V242H139ZM162 244H163V242H162ZM14 245L16 246V243ZM103 245H104V243H103ZM135 245H138V242ZM28 246H29V244H28ZM38 246H40V244ZM90 246H91V244H90ZM124 246H123V248H124ZM160 246H158V247H160ZM98 247L96 245V246H92L91 248L93 250V253H95L97 255L99 254L98 256L102 260H104L106 258L108 260V258L113 254V253H111V255L108 256L109 253L108 254L107 253H104L103 249L102 248H98ZM117 247H119V246H117ZM139 247H140L139 245H138V247H136V246L135 247L127 246L125 249L128 250V251H133V250H137L138 251L139 250ZM15 248L13 249L14 251H16ZM28 248L30 249V247H28ZM19 249H20V247H19ZM50 249H51V247H50ZM109 250H110V248H109ZM149 250H151V249H149ZM210 250H211V247H210ZM69 251H67V252H69ZM5 252H6V250H5ZM17 252H19V250ZM72 252H74V251H72ZM116 252H117V250H116ZM124 252L125 251H121V253L119 252L118 255H122L123 256ZM64 253H66V252H64ZM258 254H259V252H258ZM113 255H115V254H113ZM12 256H14V255H12ZM12 256L10 257L9 254H7L5 256H0V264H19V263L16 262V260L14 261V259L12 258ZM71 258H72V255H71ZM241 258L242 257H240V255L239 256L238 255H235V256L232 255L230 257H228L226 255L225 257L222 256V257L217 258L218 261L217 260L216 261L218 263H220V264H233V263L235 264L236 261H237V264H238V263L242 262L241 261ZM259 258H262V256H260ZM63 259H64V257H63ZM76 259H77V257H76ZM96 259H98V258H96ZM256 260H257V258H256ZM78 262H79V260H78ZM80 262H82V261H80ZM102 262L104 263L105 260L102 261ZM51 263L52 262H50V264ZM69 263H70V261H69ZM109 263H110V261H109ZM56 264H57V261H56Z\"/></svg>",
  "mask_w": 264,
  "mask_h": 264
}]
</instances>
